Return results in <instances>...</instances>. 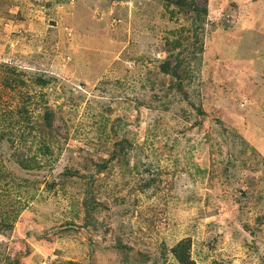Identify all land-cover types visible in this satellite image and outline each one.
<instances>
[{"label": "rangeland", "instance_id": "obj_1", "mask_svg": "<svg viewBox=\"0 0 264 264\" xmlns=\"http://www.w3.org/2000/svg\"><path fill=\"white\" fill-rule=\"evenodd\" d=\"M178 252L264 264V0H0V264Z\"/></svg>", "mask_w": 264, "mask_h": 264}, {"label": "trees", "instance_id": "obj_2", "mask_svg": "<svg viewBox=\"0 0 264 264\" xmlns=\"http://www.w3.org/2000/svg\"><path fill=\"white\" fill-rule=\"evenodd\" d=\"M37 81L43 85H46L48 83V80L46 79H42L41 76H39L37 78ZM52 114L51 113H48L46 114V124L49 125L50 123V118H51ZM50 126V125H49ZM86 223H95V219L92 218V220H88ZM178 255H179V258L182 262V264H194L190 259H188V256H186V254H184L183 252H178Z\"/></svg>", "mask_w": 264, "mask_h": 264}]
</instances>
